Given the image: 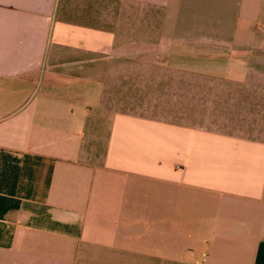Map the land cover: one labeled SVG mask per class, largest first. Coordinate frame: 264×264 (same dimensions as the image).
I'll return each mask as SVG.
<instances>
[{"label": "crops", "instance_id": "obj_1", "mask_svg": "<svg viewBox=\"0 0 264 264\" xmlns=\"http://www.w3.org/2000/svg\"><path fill=\"white\" fill-rule=\"evenodd\" d=\"M0 264H264V0H0Z\"/></svg>", "mask_w": 264, "mask_h": 264}]
</instances>
